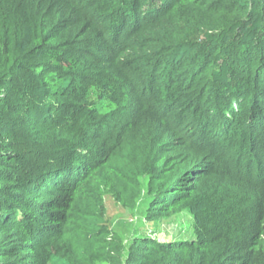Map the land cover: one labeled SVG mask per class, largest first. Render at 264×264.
I'll return each instance as SVG.
<instances>
[{
	"label": "trees",
	"instance_id": "trees-1",
	"mask_svg": "<svg viewBox=\"0 0 264 264\" xmlns=\"http://www.w3.org/2000/svg\"><path fill=\"white\" fill-rule=\"evenodd\" d=\"M91 259L264 264V0H0V264Z\"/></svg>",
	"mask_w": 264,
	"mask_h": 264
},
{
	"label": "rangeland",
	"instance_id": "rangeland-1",
	"mask_svg": "<svg viewBox=\"0 0 264 264\" xmlns=\"http://www.w3.org/2000/svg\"><path fill=\"white\" fill-rule=\"evenodd\" d=\"M106 216L109 225L122 235L126 242L129 238V229H137L139 232H146L152 235L153 239L162 242L187 240L192 238L191 227L193 224L192 217L186 212H182L170 220H163L153 224H142L145 217V206H140L138 209L128 210L122 209L113 201H105ZM91 264H105L98 260L91 259Z\"/></svg>",
	"mask_w": 264,
	"mask_h": 264
}]
</instances>
